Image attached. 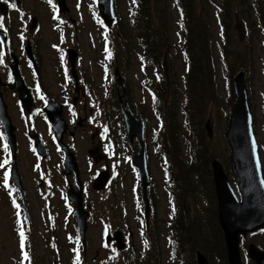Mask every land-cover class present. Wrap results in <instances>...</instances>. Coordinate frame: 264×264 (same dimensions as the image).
Instances as JSON below:
<instances>
[{
    "label": "rangeland",
    "instance_id": "obj_1",
    "mask_svg": "<svg viewBox=\"0 0 264 264\" xmlns=\"http://www.w3.org/2000/svg\"><path fill=\"white\" fill-rule=\"evenodd\" d=\"M23 1L24 4L21 7V12H25L27 7L30 8L40 18L41 24L37 33L38 48L42 56L40 65L41 76H36L32 69L27 68L23 64V68L25 66L23 74L32 88L35 109H40L41 107L40 88L43 91L47 90L56 100H60L61 102L64 101V93L69 95L70 99L74 96L73 84L69 83L68 78L66 79V77H69V74L59 67V63L62 64L61 56H67L66 50L74 48L80 57V67L86 75V77H83L86 83L91 85L95 90L86 99L82 98V101L88 103L86 113H88L89 107L96 106L98 102L101 103V100L106 98L108 103L102 105V110L96 108L92 116L98 118V116L105 114L113 127H115L116 136L105 152V154L107 153L106 160L109 164L115 165V169H112V172L116 175L112 181L111 193H113V196L111 198L107 197L106 201V198H103L105 196L101 197L97 192H89L87 194V201L92 207L89 226L86 230L87 248L83 254L85 264H104L110 258L109 252L104 248V237H107L105 236L107 225L110 227V234L108 236L113 232L115 234L118 230H123L127 234H129V228L133 230V240L131 243L128 242L129 249L124 251V255L120 256V264H133L132 259L138 258V254L145 251L144 247L146 246L144 242H147L143 230L145 228V221L141 194L133 193V191H137L136 186H139V183L136 181L137 178L139 179L138 171L135 167H131L132 163L129 160H127L128 163L124 162V156L117 155L118 158L116 159L110 151L115 152L116 150L120 153L125 148L131 149L126 144L125 131L122 128V132L120 128L117 106L113 101L111 102V95H107L106 86L110 80L108 69L115 59L119 63L117 65L115 62L114 69L117 66L127 82L130 91L128 99L131 104L139 112H144V116L140 118L146 121V134L147 132L149 133L147 140L152 157L151 164L149 165L152 177L151 192L152 190L155 191V204L157 205V218H153L150 224H156V227H153V230L148 228L149 234L152 237V242H150L149 246L152 248V252L158 250V253L159 247H161L164 264H197L195 262L196 252H192L190 246L185 244V239L180 237V231L177 227H175L176 233L182 241L186 253L184 256L177 257L178 259L175 261L170 260L175 254L172 253L174 249L173 241L175 239V231L172 228L173 207L175 202H179V206L181 207H190L191 211L190 208L189 211L192 217H195L205 225H202V229L205 228L206 233L204 232V234L205 238L208 237V240L204 241V243H208L209 240L212 243L214 235L209 227L213 219L211 211L214 208L213 199H211V189L209 187L208 190H205L204 186L208 185L197 182L196 187L194 186L195 189H192L191 193L187 194L186 191L182 190V196H178L177 198L176 190L179 187L173 183L169 159L165 157L163 152L156 151L153 142V134L159 130L160 125V121L154 113L155 102L150 90V88L155 90V70L151 67L145 68L143 66L144 63L140 60V48L138 46V39L135 37L136 31L134 27L129 28V34L132 36V39L129 45L130 51H127L124 38H121L124 32L122 29H125V26L123 28L121 26L114 27L108 32L111 38L110 44L104 41V34H107L106 30L101 28L97 22V14L93 13V5L96 3V0H64L65 9L63 13L59 11L55 2L56 6L51 5L47 1ZM116 2L117 10L119 9L123 18L128 21L130 17L127 14L135 6L134 2L132 0H116ZM216 2L219 4L220 0H216ZM167 7L166 18L169 20L170 37L173 44L171 49L174 56L173 69L177 77L181 78L186 69L180 51L178 34L180 31L176 23L178 16L172 0H167ZM207 9L212 32L217 92L219 99L221 98L222 101L220 102L222 105L220 113L213 111L207 114V119L211 120L213 129L209 142L215 151L216 158L224 165L226 172L229 174L236 193L240 196L237 188V178L231 173L232 167L235 174L234 164H232L230 159V146L225 137L231 107L228 109L225 106L227 104L229 106L231 81L233 84L234 77L243 70H238L231 75V70L230 72L228 71L224 58H227L230 63L236 61L237 65L241 66L240 64H243L245 66V78L256 121V136L260 145V155L264 166V34L259 32L257 25H249L245 22L243 16H247V8L240 6L238 7L240 15L237 13L233 17V32L230 33L229 41L225 44L227 50L224 53L220 46L223 40L213 0H209ZM15 12L17 16H20L18 11ZM17 24L19 22L15 19V27ZM23 27L25 28L24 25ZM28 31V27L22 30H18L17 28L12 30L11 33L14 37L13 44L16 49L19 50L23 39L27 40ZM239 51L244 54L241 61L237 56L234 57L235 52ZM109 52L111 53L110 57ZM118 59L122 61V64ZM167 70L170 74L169 65ZM0 75L4 80L8 81L7 72H0ZM36 86L39 87V91L37 92L34 90ZM6 99V103L9 104L8 112L13 119L15 127H17L14 131V133L16 132L18 147L16 152V172L20 177L19 183L25 189L27 205H24L23 209L22 203L15 197L20 195V190L15 185L14 180H12L13 184L11 182L10 168L14 160L4 135L3 126L0 124V165H3L0 167V264H78L74 261L77 257L74 249L81 248L82 245L80 244L81 242L79 244L75 242L76 238L73 236L75 234V226L71 221V212L73 210L64 199L66 194L65 189L63 186H54V181H51L52 184H48L49 186L44 185L40 187L37 185V180L43 178L44 170L56 176L57 182H64L63 168H59L60 155L57 154L58 152L54 149L55 146L47 134L49 125L46 119L43 118L45 117L43 113V116L36 114L29 117L26 112L22 111L18 115L19 110L15 107L14 98L10 92H8ZM78 114L81 115L83 112H78ZM28 130L31 133L34 131L41 132L49 144L52 145V148L54 146L55 152L47 154L46 158H40L35 149H31L30 142L27 140ZM77 131L78 149L75 154L85 159L87 150L91 147V141L84 140V138H90V131L80 128ZM181 139V155L184 158L183 162L186 164L191 160L189 158L190 151L183 135ZM5 145H7V148H5ZM38 157L41 159L40 166L37 163ZM5 160L8 161L7 164H4ZM49 163L50 165L48 166ZM96 165L99 166L100 164ZM82 168L86 169L85 165H82ZM173 185L174 188L172 189ZM50 186L54 188L57 197L55 195L54 199L47 198L48 200L45 202L46 197L44 193L48 191V187ZM102 192L99 191V193ZM51 218L54 221H51ZM21 228H23L24 234H26L23 248L21 247ZM251 242L255 243L259 248H264V229L248 234L241 240L244 264H255L246 255L248 244ZM52 245H55L57 249L52 248ZM216 250L217 247H214L210 255L202 250L207 255L210 264H222ZM25 252L28 253L27 259L24 258ZM155 256L156 252L154 253L153 260L156 258Z\"/></svg>",
    "mask_w": 264,
    "mask_h": 264
},
{
    "label": "trees",
    "instance_id": "obj_2",
    "mask_svg": "<svg viewBox=\"0 0 264 264\" xmlns=\"http://www.w3.org/2000/svg\"><path fill=\"white\" fill-rule=\"evenodd\" d=\"M135 1L137 3L135 10H138V16L130 21L134 25L128 22L125 29L123 28L125 23L120 22L119 26L125 32L122 33L121 38H124L127 51H130L129 45L132 36L129 34V28L134 27L135 37L138 39L140 48V60L144 63L145 68L151 67L155 70V90H152V88L150 90L155 102L154 113L160 121L159 130L156 132L157 144L159 151L163 152L168 157L169 163L172 164L171 170L173 173L171 177L173 183H176L175 185L179 187L176 190L177 198L182 196V190L186 191L187 194L191 193L192 189H195L196 183L200 182L208 185L204 186L205 190L210 187L211 199H213L214 208L211 211L213 219L209 224L210 231L214 235L212 243L210 240L208 243H204L208 240V237L205 238V228L202 229L204 223L191 216L190 207H176L177 219L174 226L180 231V237L186 239L185 243H188L187 245L190 246L192 252L201 249L210 255L213 248L217 247L216 252L222 264H228L224 235L217 218L216 194L213 188L211 161L216 156L209 142L205 126L208 120L207 114L213 111L220 113L222 107L220 104L222 101L221 98L219 99L217 92L212 32L207 9L209 0H172L178 16L176 23L180 31L178 32L180 51L186 69L181 78L177 77L173 69L174 56L171 52L173 44L170 37L169 20L166 18L167 0ZM213 2L216 6L215 13L220 24L223 40L220 46L224 53L227 50L225 44L228 43L229 35L233 32V17L237 13L240 15V11L238 12L240 6L247 8V16H243L245 22L249 25H257L259 32L264 34V0H220L219 4L216 0H213ZM236 56L241 61L244 54L239 51L235 52L234 57ZM118 60L120 61V59ZM115 62L117 64L116 59L113 60L108 72L111 78L113 98L117 101V91L114 83ZM224 62L228 67V71L231 70V75L238 70L246 72L243 64L239 66L236 61L230 63L227 58H224ZM120 63L122 64V61ZM168 65L171 70L170 74L167 72ZM127 90L129 93L128 85ZM234 99L235 94L231 81L229 106L227 104L225 107L229 109ZM132 106L138 115L144 116V112H139L133 104ZM182 135L190 151L189 158L191 160L186 164L183 162L184 158L180 149ZM231 173L235 176L232 167ZM146 238L149 245L152 242V237ZM155 252L156 258L153 260ZM155 252L147 247L143 253L138 254V258L132 259L133 264H154L158 262V250H155ZM83 258L80 255L79 261L82 262Z\"/></svg>",
    "mask_w": 264,
    "mask_h": 264
},
{
    "label": "water",
    "instance_id": "obj_3",
    "mask_svg": "<svg viewBox=\"0 0 264 264\" xmlns=\"http://www.w3.org/2000/svg\"><path fill=\"white\" fill-rule=\"evenodd\" d=\"M58 1L60 3V7L65 9L64 0ZM0 7L4 13L7 12L6 5L0 2ZM99 7L102 9L101 13L106 23L111 24L114 19L113 0H99ZM35 25L36 19L33 20L32 27ZM0 36L4 40L6 33L4 31H0ZM26 49L31 56L30 47H27ZM76 57V51L73 49L69 50V60L73 66L76 61ZM13 60L14 64L12 65V72L14 75V84L11 85V87L16 88L19 91L21 107L30 111L33 105V98L30 91L31 89L19 71L18 60L15 55L13 56ZM115 82L117 89H122V93L119 94V98L128 139L132 142L133 139L137 137L141 146V157L134 159V162L140 170L143 191L145 193L146 186L149 183L144 150L145 122L137 117L132 109L126 91V81L121 75L118 67L115 69ZM3 85V80L0 77V120L8 137V143L14 160L12 176L17 186L20 188V177L16 172L17 143L16 134L14 133L16 127L13 125L11 117L8 114L7 104L4 101L3 93L1 91V87ZM233 88L235 101L231 107L225 137L230 145V159L234 164V171L239 181L237 186L241 195V200L232 186L229 175L225 171L223 164L218 159H213L211 167L217 195L218 221L224 233L228 264H243L240 246L241 238L246 237L251 232L264 228V167L260 156V146L254 130L255 118L251 107L250 93L244 71H240L234 77ZM44 110L47 112L53 127L57 130L56 136L58 141L62 143V136L67 128V124L62 113V107L57 102L49 98ZM206 129L208 136L212 137L213 129L210 120L206 122ZM36 147L41 153L44 152V145L40 139H38ZM64 151L67 164H70L71 169H75L77 166L73 154L67 150L66 147H64ZM97 180V189L104 188L107 181L106 173H102ZM75 192L76 191L70 190L69 198L77 201L75 202V211L78 216V232L85 244L86 230L88 228L86 219L89 212L84 209L83 202L80 197L81 192ZM22 195L25 200V192L22 191ZM144 200L148 216L149 209L146 195L144 196ZM24 203L26 206V200ZM116 237L119 239V242H121L122 232L118 231L116 233ZM123 246L124 244L121 242L119 247L122 248ZM247 256L253 260L255 264H264V249H260L253 242L248 244ZM196 259L197 264H210L207 256L201 251L196 253Z\"/></svg>",
    "mask_w": 264,
    "mask_h": 264
},
{
    "label": "flooded vegetation",
    "instance_id": "obj_4",
    "mask_svg": "<svg viewBox=\"0 0 264 264\" xmlns=\"http://www.w3.org/2000/svg\"><path fill=\"white\" fill-rule=\"evenodd\" d=\"M40 2H44L47 1L48 3H50L51 5H55L54 2L57 4L56 0H39ZM0 2H2L3 4L8 6V15H4V13L2 12V10L0 9V17L3 18L2 20V24L3 26L0 27V30H4L6 32V37L4 40H2L0 38V54H2V63H0V72H7L8 75V81L4 80L3 77V83L4 85L2 86V92H3V97H4V101L7 97L8 92L11 93V96L14 98V105L15 107L18 108L19 112L18 115H20V113L26 112L29 117H32V115H36V114H41L43 113V115L46 119L47 124L49 125V130H48V137L49 139L51 138L52 143L57 147L54 148L60 155V161H59V168H62V165H65V161H64V153L62 151V149L59 147V145L56 142V138H55V131L53 129V127L50 125V123L47 120V114L44 111V106L46 105V103L48 102V99L51 98L52 100L56 101L61 107H62V111L63 114L65 115V118L67 120L68 123V129L67 132L64 133L63 135V142L68 145V147L70 148V150L72 152H74V154L76 153L78 147H77V130L80 129H85V130H89L90 131V138H84V140H88L91 141V147L87 150V154H86V158L84 159L82 156L80 158V155L75 154L76 156V160L78 162V166L80 167V178L81 181H85V179L89 176V179H92V174L94 173V171H99V169H109V171L111 172V174H113V176L115 177L116 175H114V173L112 172V164H109V162L106 160V150L108 148V146L110 145V143L113 140V129H112V124L111 121L107 119L105 114H102L100 116H98V118L96 116H92L95 112V109L98 108L100 110H102V105L108 103L106 98H103L101 100V103H97L96 106L94 107H89L88 109V113H86V110L88 108V103L85 101H82V98H87L88 96H90V93H93L95 90L91 87V85H89L88 83H86L85 79L83 76L86 77V75L83 73L81 67H80V57L78 56V58L76 59L75 62V72L74 74L77 75V78L79 77V85L74 86L73 81L72 80V66L70 65V63L68 62V54L66 52V55H62L61 56V61L62 64L59 63V67L62 68V70L64 72H66L67 74H69V77H66V79H69V83L73 84V89H74V96L71 97L67 95L66 93L63 94L64 97V101L61 102L60 100H56V98L54 96H52L50 93L47 92V90L43 91V89L40 88L41 92L39 93V95L41 97H43L42 102H41V107L40 109H35V99H33L34 101V106L31 110V112H28L26 110H23L20 104V99H19V91L16 88L11 87V85L14 84V75L12 72V65L14 64V60H13V56L15 55L17 60H18V68L19 71L22 75V77L25 79L24 74H23V69L25 68V66L29 69H32L36 76H41V60H42V56L40 54V50L38 48L39 46V42H38V36L37 33L39 32L40 29V18L35 15L33 13V11H31L30 8L27 7L25 12H21V7L24 4L23 0H0ZM16 5V8L12 7V4ZM56 6V5H55ZM58 6V4H57ZM18 11L20 16L16 15V12ZM62 13V12H61ZM34 18L37 21V27L35 31H32V22L34 20ZM15 19L19 22V24L16 25L15 27ZM23 25L25 26V28H29V35L27 37V40H22V45L21 47L18 49L15 48L13 41H14V37L13 34L11 33L12 30L14 28H17L18 30H22L25 29L23 27ZM26 37V36H25ZM27 47H30L31 49V56L29 55L28 51H27ZM32 57V59H31ZM35 61V65L37 67V69L34 68V61ZM23 64H25L24 68H23ZM61 70V71H62ZM82 72V73H81ZM76 77V76H75ZM25 81L27 82V80L25 79ZM28 83V82H27ZM35 92L39 91V87H34ZM7 100V99H6ZM6 102V101H5ZM112 102V99H111ZM80 103V105H78ZM7 104V103H6ZM8 105L7 104V109H8ZM71 106V107H70ZM74 106V107H72ZM80 107H82V109H80ZM78 112H83V116L79 115ZM9 114V112H8ZM42 115V116H43ZM10 116V114H9ZM11 117V116H10ZM77 118V119H76ZM12 119V117H11ZM12 123L15 126L13 119H12ZM17 128V127H16ZM39 135L42 137L45 145L48 147V154L51 152H55L53 148H51V145L49 144V142L46 140V138L43 136V134L41 132H33L31 133L30 130H28V137L27 140L30 142L31 146L35 149V138L34 136ZM129 145V147L131 149H123L121 150L120 153H118L116 150L115 152L110 150L112 153L114 154V157H116V159L118 158L117 155L119 156H124V162L125 160H128L129 157L131 156V159L134 155V153L137 151L138 148V144L137 141L134 140L133 143H126ZM80 149V146H79ZM129 154V155H128ZM151 156H148L147 161L149 162V165L151 164ZM82 159V161H81ZM41 159H37V161H40ZM90 160V161H88ZM84 164H83V163ZM128 163V162H127ZM96 164H100L99 166H97ZM82 165H85L86 169L82 168ZM96 166V167H95ZM131 166V165H130ZM133 167V165L131 166ZM57 168V167H56ZM51 172V171H50ZM64 175V173H63ZM44 183L48 184L51 183V181H54L57 179L56 176L50 174L47 170H44L43 172V178ZM65 182L61 183V185H66L67 187H71L72 185H74L76 183V177L75 174L72 172L71 174H69L68 176L64 177ZM138 179V178H137ZM137 181V180H136ZM86 189V186H85ZM96 191H94L95 193ZM149 198H150V194H149ZM157 218V205L155 204V206H153V212H152V219L153 218ZM174 223V220H173ZM153 227H156V224L153 225ZM176 234V233H175ZM177 238H179L178 236L175 237V239L177 240ZM181 242L178 240L177 242V250H182L183 249V245L180 244ZM161 257V260H160ZM157 258H159L158 262H156L155 264H164L163 257H162V252L159 249V253H157ZM182 264V263H180ZM189 264V263H186Z\"/></svg>",
    "mask_w": 264,
    "mask_h": 264
},
{
    "label": "snow or ice",
    "instance_id": "obj_5",
    "mask_svg": "<svg viewBox=\"0 0 264 264\" xmlns=\"http://www.w3.org/2000/svg\"><path fill=\"white\" fill-rule=\"evenodd\" d=\"M12 7L13 8H16V5L13 3L12 4ZM2 20H3V18L2 17H0V27H2L3 26V24H2ZM111 56V53L109 52V57ZM0 63H2V54H0ZM41 99H43V97H41ZM5 148H7V145H5ZM8 163V161L7 160H5L4 161V164H7ZM3 165H0V167H2ZM6 178H7V174H6ZM20 236H21V247L23 248V246H24V240L26 239V237H25V234H24V231H23V228H21V231H20ZM24 258L25 259H27L28 258V253H24ZM77 259H79V257H77Z\"/></svg>",
    "mask_w": 264,
    "mask_h": 264
}]
</instances>
